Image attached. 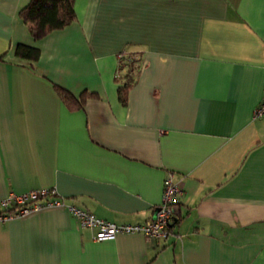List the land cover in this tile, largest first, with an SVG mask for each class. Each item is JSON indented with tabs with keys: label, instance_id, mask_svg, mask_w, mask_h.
I'll return each mask as SVG.
<instances>
[{
	"label": "crops",
	"instance_id": "0c3cea01",
	"mask_svg": "<svg viewBox=\"0 0 264 264\" xmlns=\"http://www.w3.org/2000/svg\"><path fill=\"white\" fill-rule=\"evenodd\" d=\"M30 1L0 0V200L55 189L125 225L154 216L168 172L183 193L159 243L98 242L63 208L0 223V264H264V0H76L41 41ZM122 53L143 59L127 104ZM55 85L98 98L73 112Z\"/></svg>",
	"mask_w": 264,
	"mask_h": 264
},
{
	"label": "built area",
	"instance_id": "2783aa9c",
	"mask_svg": "<svg viewBox=\"0 0 264 264\" xmlns=\"http://www.w3.org/2000/svg\"><path fill=\"white\" fill-rule=\"evenodd\" d=\"M123 55L124 53L119 55V61ZM260 118H264V97L254 110V119ZM182 193L180 184L175 181L174 172L170 171L164 180L162 201L154 216L144 224L118 225L99 219L91 212L66 202L58 197L55 189L36 190L25 194L11 192L0 200V223L26 218L43 210L63 208L72 214L83 229L95 231V240L98 242L112 240L120 234H143L159 243L171 235V224L177 216L176 203Z\"/></svg>",
	"mask_w": 264,
	"mask_h": 264
},
{
	"label": "trees",
	"instance_id": "16d2710c",
	"mask_svg": "<svg viewBox=\"0 0 264 264\" xmlns=\"http://www.w3.org/2000/svg\"><path fill=\"white\" fill-rule=\"evenodd\" d=\"M76 0H31L20 10L19 16L24 21L32 38L41 41L54 31L63 30L76 20ZM17 57L36 62L39 60L41 50L38 47L18 45L15 51ZM3 56L0 57L2 59ZM143 59L136 53H124L119 63V72L123 73L116 78L120 84L118 88L119 99L127 104L132 88L137 84L141 72ZM57 94L62 102L71 111L83 109L90 99L98 98L93 93H84L79 98L73 96L64 88L55 85Z\"/></svg>",
	"mask_w": 264,
	"mask_h": 264
}]
</instances>
